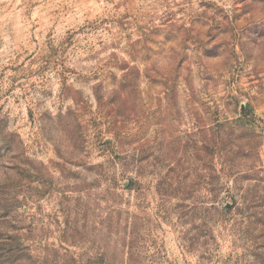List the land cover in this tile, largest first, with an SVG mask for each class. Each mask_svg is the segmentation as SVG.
I'll return each instance as SVG.
<instances>
[{
  "label": "rangeland",
  "instance_id": "374dc122",
  "mask_svg": "<svg viewBox=\"0 0 264 264\" xmlns=\"http://www.w3.org/2000/svg\"><path fill=\"white\" fill-rule=\"evenodd\" d=\"M0 264H264V0H0Z\"/></svg>",
  "mask_w": 264,
  "mask_h": 264
}]
</instances>
